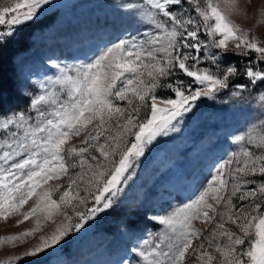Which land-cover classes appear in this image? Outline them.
<instances>
[{"label": "snow or ice", "instance_id": "obj_1", "mask_svg": "<svg viewBox=\"0 0 264 264\" xmlns=\"http://www.w3.org/2000/svg\"><path fill=\"white\" fill-rule=\"evenodd\" d=\"M49 3L0 0V25L5 26L0 49ZM146 4L127 6L139 9L152 29L143 38H120L86 62L57 65L60 74L50 87L40 85L43 91L27 110L0 112V221L16 218L17 227L32 221L29 228L0 236V247H16L40 233L37 243L0 264H38L109 209L146 148L176 131L197 101L215 98L241 75L253 85L264 82L259 63L222 65L228 54L264 62V44L230 23L214 0ZM158 91L171 95L158 96ZM73 138L80 143L70 144ZM235 141L242 146L215 167L194 200L155 218L164 225L159 242L144 240L133 250L142 264H189V256L195 264H264V132L238 135ZM65 178L66 183L50 184ZM197 221L214 225L209 235ZM49 224L55 227L44 234Z\"/></svg>", "mask_w": 264, "mask_h": 264}, {"label": "rangeland", "instance_id": "obj_2", "mask_svg": "<svg viewBox=\"0 0 264 264\" xmlns=\"http://www.w3.org/2000/svg\"><path fill=\"white\" fill-rule=\"evenodd\" d=\"M129 4L147 7L146 0H63L54 7L42 6L37 18L9 40L20 39L23 49L15 55L11 68L6 69L8 72L5 70L12 85V94L4 87V113L27 110L32 97L43 91L40 85L50 87L51 81L60 74L57 65L64 67L86 62L120 38H143V34L152 29L144 23L140 10L127 7ZM184 7L189 8V5L185 3ZM188 14L197 15L190 8ZM4 28L0 25V30ZM221 63L241 68L245 64L259 63L264 69V62L232 54L223 56ZM204 66L213 67L209 63ZM179 78L190 81L183 75ZM236 84H246L247 87L236 89ZM233 91H238L239 95L233 96ZM262 94L264 82L253 85L241 75L232 79L229 89L221 90L215 98L197 101L193 112L177 123V130L157 137L146 148L145 155L129 169L131 178L122 182L121 191L113 198V205L98 213L78 233H71L38 264H142L133 250L141 248L144 240L159 242L157 234L164 231V225L155 218L169 215L195 199L211 179L215 167L242 146L236 143V136L264 132ZM157 95L171 93L158 91ZM30 114L35 115L34 112ZM72 143L78 145L80 138H73ZM58 183H66V178L50 181L53 186ZM234 202L241 206L238 200L234 199ZM93 206L94 201L89 199L87 207ZM15 219L0 221V236L32 226V221H26L17 227ZM61 219L58 217L57 222ZM196 226L203 230L205 236L214 227L199 221ZM54 227L47 225L44 234ZM229 227L237 231L235 225ZM39 235L37 233V239L16 247H0V261L21 255L38 242ZM200 242L206 243L204 240ZM248 245L246 240L241 247L246 249ZM186 259L189 264H195L192 256Z\"/></svg>", "mask_w": 264, "mask_h": 264}, {"label": "clouds", "instance_id": "obj_3", "mask_svg": "<svg viewBox=\"0 0 264 264\" xmlns=\"http://www.w3.org/2000/svg\"><path fill=\"white\" fill-rule=\"evenodd\" d=\"M225 18L264 44V0H214Z\"/></svg>", "mask_w": 264, "mask_h": 264}, {"label": "trees", "instance_id": "obj_4", "mask_svg": "<svg viewBox=\"0 0 264 264\" xmlns=\"http://www.w3.org/2000/svg\"><path fill=\"white\" fill-rule=\"evenodd\" d=\"M20 43V39H13L7 42L3 48L0 49V112L2 113L6 110L4 104L5 92L3 90L6 88V91L12 94V85L8 80V73H6L5 70L9 67L11 68L15 55L23 49L21 48L22 46ZM6 71L8 72V70Z\"/></svg>", "mask_w": 264, "mask_h": 264}, {"label": "water", "instance_id": "obj_5", "mask_svg": "<svg viewBox=\"0 0 264 264\" xmlns=\"http://www.w3.org/2000/svg\"><path fill=\"white\" fill-rule=\"evenodd\" d=\"M61 1H63V0H50V3L47 4V6L48 7H54V6H56Z\"/></svg>", "mask_w": 264, "mask_h": 264}]
</instances>
